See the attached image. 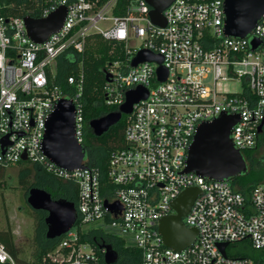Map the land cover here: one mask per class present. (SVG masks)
Here are the masks:
<instances>
[{"label":"built area","instance_id":"obj_1","mask_svg":"<svg viewBox=\"0 0 264 264\" xmlns=\"http://www.w3.org/2000/svg\"><path fill=\"white\" fill-rule=\"evenodd\" d=\"M224 1L174 0L162 12L166 24L160 27L150 21L145 0H49L39 19L60 6L66 16L41 44L27 36L25 16L6 17L0 8V172L26 162L78 190L75 224L38 264H106L105 246L117 254V244L136 255L133 264H264V182L245 195L230 180L185 172L198 127L222 114L239 118L230 133L234 149L243 158L248 152L264 156V17L245 38L229 37ZM93 34L124 47V61L106 69L105 106L118 109L125 93L139 86L148 91L127 115L124 147L110 156L105 189L98 168L84 161V169L68 172L42 151L47 120L62 99L75 106L74 137L83 143L82 55ZM140 51L160 55L162 63L131 67ZM64 56L77 66L66 78V91L56 84ZM160 66L167 72L163 82L156 75ZM237 80H243L238 93L217 89L219 82ZM194 187L200 194L182 222L197 236L178 252L164 246L158 224L175 214L172 202ZM94 231L91 241L83 238ZM244 242L256 253L229 255V247ZM221 244L227 245L224 254ZM0 264H16L1 243Z\"/></svg>","mask_w":264,"mask_h":264},{"label":"water","instance_id":"obj_2","mask_svg":"<svg viewBox=\"0 0 264 264\" xmlns=\"http://www.w3.org/2000/svg\"><path fill=\"white\" fill-rule=\"evenodd\" d=\"M151 7L150 21L157 26L164 27L166 22L162 12L174 0H145ZM224 29L225 34L233 38H245L255 28L257 22L264 17V0H225L224 1ZM66 7L60 6L55 12L43 19L25 17L27 36L35 43L41 44L48 37L57 32L63 25ZM253 48L259 43L251 42ZM143 62L162 63L160 55L148 51H140L133 58L131 67ZM157 79L163 82L167 72L160 66L156 71ZM106 81L109 76L106 75ZM148 96L147 89L137 87L125 93L124 103L117 111L110 112L97 119L89 121L88 127L95 137H101L115 126L122 118L132 113L133 106ZM237 115L222 114L212 122L201 124L188 151L185 172L195 173L202 178L214 181H229L247 173V164L243 156L234 149L230 133L238 122ZM42 140L43 156L58 168L73 172L85 168V152L83 146L74 137L75 106L71 100L62 99L49 116ZM7 145V137L2 140ZM26 160V156L22 157ZM200 194L198 188L184 190L172 202L174 215L159 221L158 232L164 246L175 251H182L193 244L197 230L187 228L182 219L187 215L193 201ZM27 204L35 212H44L45 238L53 241L67 233L75 224L77 216L75 204L65 199H53L43 189L31 188L28 191ZM119 207L117 205L110 208ZM226 244L219 246L220 252L225 253ZM105 262L113 264L117 254L110 246H105Z\"/></svg>","mask_w":264,"mask_h":264},{"label":"trees","instance_id":"obj_3","mask_svg":"<svg viewBox=\"0 0 264 264\" xmlns=\"http://www.w3.org/2000/svg\"><path fill=\"white\" fill-rule=\"evenodd\" d=\"M49 0H0L1 13L6 17L25 16L39 19L42 7ZM121 1V5H122ZM120 15V12H115ZM123 44L120 42L105 41L99 35L88 36L84 53L82 55L83 68V103L84 120L86 124L83 139V149L85 152V163L88 166L96 167L101 174V185L107 188L108 184V163L113 152L124 147V131L128 122L127 116H122L121 120L107 133L101 137H95L88 127L89 121L97 119L103 115L117 110L116 107H106L104 104L103 87L105 85L106 69L108 65L115 61H124ZM77 66L70 62L65 56L58 59L56 84L66 91L69 87L66 84L67 76L76 74ZM254 152L244 155L247 164V173L230 180L234 189L248 195L253 187L264 182V156H253ZM38 167V166H37ZM48 183L44 187H39L48 192L53 199H65L74 204L77 203L78 190L72 182H62L63 180L53 176L44 169L38 167ZM20 184L26 186L27 190L36 186V183L29 185L30 171L22 170ZM43 212H37V220L42 224L41 230L35 231L33 249L29 261L21 260L17 257L12 231L0 232V243L12 256L16 264H38L42 258L51 252L60 239L48 241L45 238V225ZM46 216V215H45ZM97 232H90L83 238L91 241L92 236ZM116 249L120 264H133L131 262L134 255L132 250H123L120 244L113 245ZM120 254V255H119ZM251 257V256H249Z\"/></svg>","mask_w":264,"mask_h":264},{"label":"rangeland","instance_id":"obj_4","mask_svg":"<svg viewBox=\"0 0 264 264\" xmlns=\"http://www.w3.org/2000/svg\"><path fill=\"white\" fill-rule=\"evenodd\" d=\"M242 83L243 80L219 82L217 83V89L225 94L238 93L241 90ZM260 155L262 154L259 151L256 156L261 157ZM84 161H87L86 157ZM23 169H28L31 173L29 185L36 183L35 188H39L44 187L48 183V180L36 165L26 162L10 166L0 172V232L12 231L17 257L21 260L29 261L33 249L35 231L41 230L42 224L36 218L37 212L33 211L27 204L28 191L30 189L27 190L26 186L20 184ZM42 214L45 217L46 214ZM45 232L46 227L44 234ZM228 253L231 256L249 257L256 252L252 250L248 242H244L229 247Z\"/></svg>","mask_w":264,"mask_h":264},{"label":"flooded vegetation","instance_id":"obj_5","mask_svg":"<svg viewBox=\"0 0 264 264\" xmlns=\"http://www.w3.org/2000/svg\"><path fill=\"white\" fill-rule=\"evenodd\" d=\"M44 213V212H43ZM46 214V213H45Z\"/></svg>","mask_w":264,"mask_h":264}]
</instances>
